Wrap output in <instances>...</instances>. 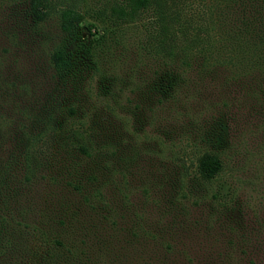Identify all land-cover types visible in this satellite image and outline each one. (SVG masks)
Wrapping results in <instances>:
<instances>
[{
    "label": "trees",
    "instance_id": "16d2710c",
    "mask_svg": "<svg viewBox=\"0 0 264 264\" xmlns=\"http://www.w3.org/2000/svg\"><path fill=\"white\" fill-rule=\"evenodd\" d=\"M37 1L10 0L7 4L0 0V19L9 18L31 30L48 14ZM136 1L124 0L115 14L120 23L113 25L138 23L140 11L153 5L157 25L152 36L141 43L146 47L144 58L138 55L136 61L124 58L108 43L105 36L110 28L86 38L75 17L59 12V34L48 52L54 85L47 96L48 81L31 95L24 75L9 73L18 68L17 54L13 58L8 49L0 50V257L16 256L5 264H28L29 259H38V264H121L126 260L117 259L115 263L109 256L113 248L109 243L118 239V232L112 235L107 231L120 229L138 236L140 224L133 225L131 219L125 229L118 225V219L123 218L119 213L125 211L131 186L148 192L154 185L152 172L142 164V153H161L160 139L167 135L206 145L211 144V138L224 143L227 127L219 122L222 117L229 119L226 112L235 127L241 122L245 129L264 131V0H233L239 10L220 27L226 29L232 44L238 32L246 34L239 39L250 40V48L247 52L240 50V57L238 53L226 54L234 68L227 69L229 77L223 72L219 75L218 97L200 99L196 111L188 116L176 117L169 111L174 122L164 119L163 114L171 106L173 111L178 108V92L207 81V77H199L207 61L200 59L196 62L198 69L193 70L188 59L201 35L187 33L180 25L175 0ZM229 1L225 9L230 7ZM67 39L75 46L80 44L82 60L69 51ZM206 45L205 41L200 47L199 57L204 55ZM241 53L249 57L248 68ZM126 61L138 66L122 71ZM124 74L134 86L126 95L125 85L129 83H122ZM204 110L213 112L205 119L201 116ZM170 124L171 131L167 128ZM150 135L159 141L148 139ZM14 147L21 151L13 159L9 151ZM223 149L212 147L198 154L194 173L202 180H212L224 167ZM159 152V159L154 154L157 164L170 161L160 159ZM178 158L174 160L185 170H180L182 177L189 174L188 166ZM151 174L149 179H141ZM41 186L69 188L75 203H66L56 193L53 199L42 198L38 190ZM170 194L168 190L159 191L161 208L174 207L168 199ZM186 208L181 207L185 212ZM176 218L175 214L171 223L158 229L159 241L170 233ZM41 222L43 228H39ZM48 231L54 237H47ZM35 233L45 246L39 251L29 247Z\"/></svg>",
    "mask_w": 264,
    "mask_h": 264
},
{
    "label": "rangeland",
    "instance_id": "374dc122",
    "mask_svg": "<svg viewBox=\"0 0 264 264\" xmlns=\"http://www.w3.org/2000/svg\"><path fill=\"white\" fill-rule=\"evenodd\" d=\"M9 2L10 0H4V3ZM227 2L228 0H175L180 25L185 27L187 33L194 35V32H199L201 35L198 45L192 46L193 53L188 54V59L191 60L193 70L198 69L196 62L200 59L207 61L208 65L199 70L203 74L199 77H207V81L191 84L187 89L180 90L175 102L178 108L174 111L173 106L167 108L163 114L164 119L174 122L169 111L176 117L186 114L188 116L196 111L200 99L213 100L218 97L221 91L218 87L219 75L222 72L226 75L227 69L233 71L234 68L225 58L226 54L238 53L237 57H240V50L247 52L250 48V40L246 42L239 39L246 34L238 32L237 41L232 44L226 37V29L220 27L230 14L239 10L233 0L229 1L230 7L225 9ZM37 3L48 14L43 21L33 25L31 30L27 26L19 27L9 18L0 19V50L6 48L14 54L13 58L16 54L18 57V68H13L9 73L17 71L24 75L31 87V95L43 88L48 81L49 88L45 92L47 96L54 85L53 80H50L52 67L48 64V52L59 34V12L75 17L78 20L77 26L85 33L86 38L91 34L97 36L96 31L106 33L110 28L105 36L108 43L113 44L124 58L133 61H136L138 55L144 58L146 47L141 43L152 36L157 25V20L153 17V5L140 11L138 23L116 27L113 25L120 22L115 14L124 5V0H38ZM23 13L24 10L17 15ZM205 41L207 45L203 49L204 55L199 57L198 51L202 49L200 47ZM66 42L74 57L82 60L80 44L76 43L75 46L70 39ZM249 53L251 54L250 51ZM241 54L245 67L248 68L249 57ZM220 57L221 63L218 62ZM137 66L126 61L122 71ZM257 67L259 66L256 65L255 68ZM141 73L143 74V70ZM130 80L127 75H123L122 83H129L125 85V95L133 90ZM210 111L204 110L201 116L208 118L213 110ZM226 113L229 119L225 121L222 117L219 122V125L224 123L227 127L226 142H222V145L218 144L219 139L210 137L211 132L209 138L212 145L200 141H183L167 135L160 139L161 153L159 150L156 152H159L160 159L170 161L162 162L161 166L154 160L156 152L141 154L144 161L142 164L153 174L154 185L149 186L148 192H143L138 186H131L127 192L125 211L119 213L123 218L118 219V225L125 229L129 227L131 219L133 225L140 224L136 238L120 229H108L107 232L112 235L118 232V239L109 243L113 245L109 256H112L115 263L117 259H125L121 264H264V131L245 129L246 126H241V122L235 127L230 124L229 112ZM28 125L30 126V122ZM167 128L171 131L172 125ZM153 138L159 141L153 135L148 137L150 140H154ZM214 146L225 147L221 151L224 167L212 180H202L194 173L193 162L198 154L215 148ZM20 151V148L14 147L9 152L14 159L19 156ZM157 155L156 153L155 156L159 159ZM174 157L182 159L184 165L188 166L186 171L189 174L181 177L180 170H185ZM152 174L144 175L141 179H149ZM41 187L38 190L42 198L53 199V194L56 193L66 203H75L76 198L72 199L73 194L69 188L59 190ZM161 189L164 192L170 191L168 199L174 202V207H160L158 196ZM182 206L187 207L186 212L181 209ZM175 214L177 218L170 228L172 230L159 241L157 234L161 232L158 233V229L171 223ZM43 225L41 222L39 228H43ZM37 233L29 245L35 251L45 248L43 239ZM50 234L48 231L47 237H51ZM15 257V254H8L6 258L0 257V264L12 262ZM27 261L28 264H38V259Z\"/></svg>",
    "mask_w": 264,
    "mask_h": 264
}]
</instances>
